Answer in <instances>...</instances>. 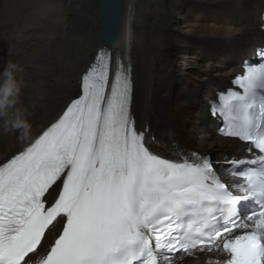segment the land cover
<instances>
[{
    "label": "snow or ice",
    "instance_id": "6c2138e0",
    "mask_svg": "<svg viewBox=\"0 0 264 264\" xmlns=\"http://www.w3.org/2000/svg\"><path fill=\"white\" fill-rule=\"evenodd\" d=\"M256 56L233 81L242 91L212 107L251 158L172 161L135 127L130 66L99 50L78 97L0 164V264H175L204 251L264 264V49ZM224 165L240 183L221 179Z\"/></svg>",
    "mask_w": 264,
    "mask_h": 264
},
{
    "label": "bare ground",
    "instance_id": "6f19581e",
    "mask_svg": "<svg viewBox=\"0 0 264 264\" xmlns=\"http://www.w3.org/2000/svg\"><path fill=\"white\" fill-rule=\"evenodd\" d=\"M263 12L264 0H125L112 49L131 66V113L151 151L176 161L227 147L229 160L249 157L244 143L216 132L209 107L232 74L242 72V61L264 47ZM104 46L96 0H0V74L10 62L23 68L16 73L26 85L20 106L33 129L21 141L18 133L4 132L0 120V164L59 117ZM226 259L204 251L178 254L175 264Z\"/></svg>",
    "mask_w": 264,
    "mask_h": 264
},
{
    "label": "clouds",
    "instance_id": "9594fccd",
    "mask_svg": "<svg viewBox=\"0 0 264 264\" xmlns=\"http://www.w3.org/2000/svg\"><path fill=\"white\" fill-rule=\"evenodd\" d=\"M19 71H23V68L10 62L0 74L4 78L0 84V120L3 121L4 132L18 133V139L26 141L31 138L33 129L30 121L24 116L25 109L20 106L22 90L26 85L16 78Z\"/></svg>",
    "mask_w": 264,
    "mask_h": 264
},
{
    "label": "water",
    "instance_id": "95a60500",
    "mask_svg": "<svg viewBox=\"0 0 264 264\" xmlns=\"http://www.w3.org/2000/svg\"><path fill=\"white\" fill-rule=\"evenodd\" d=\"M100 17L102 41L106 47L115 44L125 9V0H96Z\"/></svg>",
    "mask_w": 264,
    "mask_h": 264
},
{
    "label": "rangeland",
    "instance_id": "374dc122",
    "mask_svg": "<svg viewBox=\"0 0 264 264\" xmlns=\"http://www.w3.org/2000/svg\"><path fill=\"white\" fill-rule=\"evenodd\" d=\"M229 81V80H228ZM227 83V82H226ZM225 83V84H226ZM227 85V84H226ZM223 89V88H222ZM202 94L204 95L205 92L202 91ZM191 149H196V148H191ZM229 152L230 149L227 147L224 148H218V149H211L209 151H207V153L209 154L208 157L213 160V161H225L226 159L229 160L230 156H229ZM225 173V171L222 168H218V173Z\"/></svg>",
    "mask_w": 264,
    "mask_h": 264
}]
</instances>
